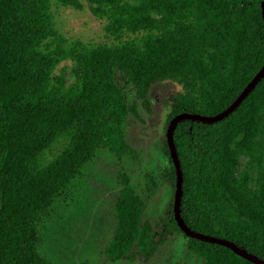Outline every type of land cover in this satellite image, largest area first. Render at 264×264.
<instances>
[{"label":"trees","instance_id":"16d2710c","mask_svg":"<svg viewBox=\"0 0 264 264\" xmlns=\"http://www.w3.org/2000/svg\"><path fill=\"white\" fill-rule=\"evenodd\" d=\"M263 1L0 0V264H54L39 249L44 221L100 152L140 160L129 131L161 83L179 86L160 141L166 163L141 185L118 172L106 259L149 264L183 240L199 264H256L178 225L167 129L182 113H221L261 70ZM54 4L89 10L105 39L62 35ZM173 139L185 224L264 260V77L227 117L181 121ZM242 157L257 178L239 171ZM161 185L170 198L158 215Z\"/></svg>","mask_w":264,"mask_h":264},{"label":"rangeland","instance_id":"374dc122","mask_svg":"<svg viewBox=\"0 0 264 264\" xmlns=\"http://www.w3.org/2000/svg\"><path fill=\"white\" fill-rule=\"evenodd\" d=\"M56 29L70 40L102 42L105 39L101 21L89 10H77L54 4L52 7ZM179 90L174 83H161L151 89L152 112L140 110L144 122L136 121L129 131L130 144L141 153L139 161L125 159L118 162L107 152H100L82 175L74 182L69 196L56 202L52 214L40 230L39 249L54 264H142L111 262L104 254L105 245L111 238L109 218L118 191V172L131 173L134 184L145 183L147 173L166 163L160 149V141L171 96ZM247 170L252 179L257 178L258 167L242 157L239 171ZM170 191L161 185L150 212L162 214L167 207ZM149 264H199L190 254L184 241Z\"/></svg>","mask_w":264,"mask_h":264},{"label":"water","instance_id":"95a60500","mask_svg":"<svg viewBox=\"0 0 264 264\" xmlns=\"http://www.w3.org/2000/svg\"><path fill=\"white\" fill-rule=\"evenodd\" d=\"M262 12L264 17V1L262 5ZM264 77V66L261 68V70L255 75V77L252 79V81L247 85V87L242 91V93L238 96V98L224 111L217 115L213 116H205L200 114H191V113H182L177 116H175L171 121L167 129V142L171 153L172 161L176 168V174H177V182H176V191L174 196V213L175 218L180 226V228L189 236L202 240L207 241L211 243H216L223 245L225 247L230 248L237 254L241 255L242 257H245L246 259L256 263V264H264V260H261L257 256L248 253L244 249L238 247L233 242L218 238L211 235H206L200 232H196L189 228L181 216L180 206H181V198H182V192H183V172L181 169L180 159L177 154V150L174 144L173 134L174 129L176 125L184 120H193V121H200L204 123H215L218 122L225 117H227L229 114H231L240 104L241 102L249 95V93L254 89V87L258 84V82Z\"/></svg>","mask_w":264,"mask_h":264}]
</instances>
